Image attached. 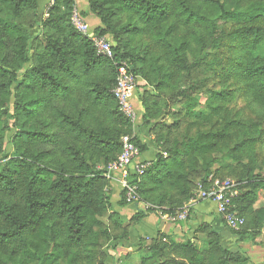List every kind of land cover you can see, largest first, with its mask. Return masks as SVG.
<instances>
[{"label": "trees", "instance_id": "trees-1", "mask_svg": "<svg viewBox=\"0 0 264 264\" xmlns=\"http://www.w3.org/2000/svg\"><path fill=\"white\" fill-rule=\"evenodd\" d=\"M40 1L0 0V249L7 248L11 260L62 264L60 260L67 247L95 246L99 238L111 240L107 226L102 227L98 220L95 223L103 230L101 234L93 231V210L101 208L103 202L98 186L105 171L97 170L89 157L101 158L106 166L115 162L122 152V137L128 128L132 127L135 132L153 117L156 101H150L154 94L145 91L140 95L142 86L152 87L157 83L158 92L162 88L174 89V80L180 74L190 75L191 43L195 42L200 54L207 48L205 35L194 28L202 27L212 41H217V21L233 24L234 28L228 32L233 44L226 59L227 72L245 83L248 94L264 100V0H193L194 3L190 0H55L49 16L42 22L38 20ZM75 8L81 20L89 25L91 35L105 37L111 43L113 59L99 55L91 40L75 28L72 22ZM30 11L34 18L32 23L29 28L21 29L17 21ZM122 13L134 14L145 27L139 23L119 22ZM175 19L194 30L191 39L178 33ZM34 29L38 30L35 34ZM144 30L150 33L155 46L164 51L170 67L146 65V57L129 50L125 36ZM35 38L40 39L44 49L36 64L27 68ZM196 58L199 59V53ZM120 61L129 63L140 82L135 95L143 113L142 123L138 122L136 128L120 111L113 95L116 63ZM19 86H23L26 93L18 95ZM37 90L44 94L27 95ZM192 90L193 87L180 95L188 93L192 98ZM63 98L70 99L74 109L54 106V116L47 123L48 131L39 130L35 123L28 128L14 123L21 110L29 117L37 116L40 111L47 112L51 108L50 101ZM83 99L88 100L89 105H85ZM197 101H189L184 107L196 108ZM13 128H18L15 140L10 137ZM225 135L220 131L200 133L186 139L176 149H163L154 154L153 146L143 141L136 131L131 141L141 153L137 163L150 161L151 167L139 179L133 164L128 175L130 184L139 187L144 202L165 207L169 212L177 210L192 197L191 175L196 171V158L202 159ZM37 142L48 143L50 148L35 153L30 150V144ZM253 143V140H244L238 149L247 151ZM10 145L15 147L12 155L6 153ZM57 150L68 158L69 166L53 165L52 157ZM192 151L196 155L189 160ZM253 160L239 174L240 182L244 183L240 189L248 186L250 190L241 192L232 201V211L247 217L256 229H262L264 207L252 208L264 191V177L260 171L256 172ZM211 163L206 162L203 182L207 180ZM115 174L122 177L120 172ZM127 193V187L119 190L117 205L123 209L134 206L136 213L132 220L136 226L152 212L139 207V202L129 201ZM101 210L111 212L109 218L117 226H126L121 214L112 210L110 202ZM48 216H55L61 226L46 225ZM223 226L218 228L213 222H205L198 229L207 236L204 252L209 256V264H247L248 257L241 251L224 247L221 239L223 234L229 233L238 242L254 243V229L234 230L224 223ZM116 240L119 239L103 251L104 259L100 264H115L116 254L110 252L117 250ZM140 245L139 242L136 247L140 249ZM187 246L192 260L202 264L199 248L190 241L175 245L182 250ZM77 257L78 253H74L72 259Z\"/></svg>", "mask_w": 264, "mask_h": 264}, {"label": "rangeland", "instance_id": "rangeland-1", "mask_svg": "<svg viewBox=\"0 0 264 264\" xmlns=\"http://www.w3.org/2000/svg\"><path fill=\"white\" fill-rule=\"evenodd\" d=\"M54 1H40L38 10L39 21L42 22L47 19L49 9L54 4ZM190 1L194 3L193 0ZM204 7L206 6L204 5ZM33 19L30 11L29 14L19 18L17 23L22 25L21 29H27ZM118 20L121 23H139V18L132 13L119 14ZM174 23L178 28L179 34H186L189 39L192 38L194 30L187 28L186 26L188 25H185L179 19H175ZM139 25L145 27L144 24L139 23ZM233 28L232 23L218 20L217 41H212L211 36L202 27L194 28L195 31L202 32L205 35L207 48L204 53L200 54L195 42L191 43L192 47L188 53V63L192 65L190 75L187 77L184 73L180 74L178 79L174 80V89L162 88L159 89L160 93L155 88L157 83H153L155 86L152 87L147 84L144 87L142 86L139 89L140 95L145 91L154 94L150 102L156 101V111L153 117L137 130V123H142L143 112L141 110H143V107L135 95L133 104L137 118L134 122L129 120L136 128L135 132L132 127L128 128V131L126 130L127 128H124L127 133L123 134L122 140L125 137L132 138L137 131L143 141H147L153 146L154 154L160 153L165 149H176L180 147L183 141L195 138L200 133H208L210 131L225 132V137L216 141L214 149L205 153L202 159L196 158L198 160L196 171L192 172L191 175L193 180L192 197L185 201L182 207L172 212L167 211L165 207L159 208L151 203L144 202L141 198L139 187L136 184H130L131 177L128 176L123 179L114 172L110 173L109 165L106 166L104 160L98 157L93 158L90 155V163L97 170L105 171L98 186V192L102 194L103 202H101V208L96 207L93 210L95 217L93 231L101 234L103 230L96 225L95 222L98 220L102 227L104 225L107 226L111 240L99 238L95 246L67 247L64 250V257L60 260L62 264H100L104 259L103 251L113 244L115 239H119L118 241L116 240L118 242L117 250L115 253L110 252L111 254H116L115 264H197L195 260H192L189 246L184 250L175 247V245H183L189 241L199 248L203 259L202 264H209V256L204 252V242L207 236L198 230L200 225L205 222L203 215L196 214L198 206L204 203L198 197L200 186L209 187L217 180H229L237 185L238 195L243 191H249L250 188L248 186L240 189V186H243L244 183L240 182L239 174H242L244 167L251 164L253 159L256 172L260 171L264 177V100H258L253 95L248 94L245 83L227 72L226 59L231 52L233 44L228 32ZM36 31L38 30H32L34 34ZM124 41L128 42L129 50L140 53L148 59L146 65L151 66V63H155V66L170 67V62L164 57V51L155 46L154 40L148 31L144 30L136 35H127ZM43 49L44 45L40 39L35 38L32 42V59L27 68L36 64L38 55ZM197 53H199V59L196 58ZM156 58H158L157 62L155 61ZM146 69L148 68L146 67ZM139 83L137 81L136 87ZM192 87V98L187 96L188 93L180 95L182 91H188ZM23 90V86H19L17 89L18 95L21 92L26 93V90ZM215 93L217 94L214 95ZM42 94L44 93L37 90V92H31L27 95L33 97ZM79 94L84 97L83 92L79 91ZM194 99L198 100V107L196 106L193 109L184 107L186 103ZM83 101L85 105L90 103L86 99H83ZM50 103L51 108L47 112L45 110L43 112L40 111L37 116L29 117L25 111L21 110L17 119H15L16 117L13 118L15 119L14 123L26 128L35 123L38 125L39 130L48 131L49 126L47 123L54 116V106H68L70 109H74L70 99H53ZM10 115L13 116L15 113L12 111ZM13 119L11 120L12 123ZM54 126L58 125L55 124ZM17 131L18 128H13L10 134V137H13L12 139L14 140L17 138L15 136ZM161 137H164L165 140H160ZM244 140H253L254 143L247 151H240L238 146ZM30 145V150L35 153L50 148L48 143L41 144L37 142ZM14 152L15 147L10 145L6 153L12 155ZM195 155V151H192L189 160L193 159ZM164 156L167 157L168 155L164 153ZM52 159L53 165L57 166L59 163H64V165L69 166L68 158L58 150L54 153ZM207 161H212V163L207 171V180L203 182L202 175L207 169ZM145 163L149 165L145 169L146 171L151 167V163L150 161ZM133 171L138 175L139 179L145 173V171L143 174L138 173L135 167ZM124 185H128L132 190L127 196L133 203L139 202V207L152 212L139 225L134 226L135 220H132L136 213L134 206L123 209L117 205L118 192L122 187H125ZM259 195L260 199L255 203L253 210L264 207V191H261ZM108 202L111 203L112 210H116L121 214L126 226H117L109 218L111 212L105 213L101 210L102 206L108 205ZM186 211H188L187 215L184 214ZM182 214L185 215L184 218H177L175 221L169 219L172 215L181 216ZM241 218L245 220V223L239 230L246 227L254 229L253 233L256 241L254 243L251 241L238 242L233 235L225 233L221 239L222 245L234 251H241L248 257L247 264H264V228L256 229L247 217ZM218 219H220L221 226L219 228H223V223L225 225L224 220L221 217ZM52 223H54L55 227H60L62 224L61 221H57L55 216H48L46 225H52ZM139 242L141 243L140 249L136 247ZM0 252L1 264H35L27 261L24 263L20 259L11 260L9 258L10 251L7 248L0 249ZM74 253H78V257L75 260L72 259Z\"/></svg>", "mask_w": 264, "mask_h": 264}, {"label": "built area", "instance_id": "built-area-1", "mask_svg": "<svg viewBox=\"0 0 264 264\" xmlns=\"http://www.w3.org/2000/svg\"><path fill=\"white\" fill-rule=\"evenodd\" d=\"M72 22L80 33L87 36L91 40L99 55L113 59L114 52L111 43L107 41L105 37H99L97 35L90 34L89 25L81 20L77 8H75L73 11ZM116 66L117 80L113 89V95L119 103L120 111L125 115L126 118L134 122L137 118L133 104L137 77L131 71V67L128 62L120 61L116 63ZM122 143V152L118 159L109 165V172H120L122 178L126 179L129 175L130 167L135 164L136 171L140 174H143L149 165L146 163H137V159L141 154L139 148L131 141V138L129 137L123 138ZM124 186L128 188V193L132 191L128 185ZM236 188L237 185L232 181L217 180L209 187L201 185L198 197L202 201H209L215 205L218 216L224 220L228 228L239 230L244 225L245 220L241 218L236 212L232 211V201L238 196ZM127 197L128 200L131 201L129 196ZM187 213L188 211H186L184 214L187 215ZM184 214L181 216L172 215L169 219L175 221L177 218H184Z\"/></svg>", "mask_w": 264, "mask_h": 264}, {"label": "crops", "instance_id": "crops-1", "mask_svg": "<svg viewBox=\"0 0 264 264\" xmlns=\"http://www.w3.org/2000/svg\"><path fill=\"white\" fill-rule=\"evenodd\" d=\"M203 212H205V213H203ZM211 212H213V213H211ZM196 214H198L200 216L203 215L204 222H208V223L209 222H213L214 225L219 228V226H220L219 220L220 219H218V218H220V216H218L217 211H216V207H215V205L213 203H211L209 201H204V203H202V204H200L198 206V209H197V213Z\"/></svg>", "mask_w": 264, "mask_h": 264}]
</instances>
